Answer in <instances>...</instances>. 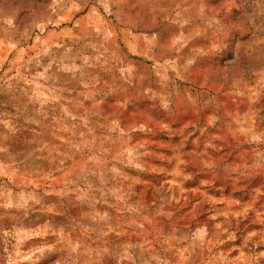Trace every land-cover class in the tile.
I'll return each mask as SVG.
<instances>
[{
	"label": "clouds",
	"instance_id": "1",
	"mask_svg": "<svg viewBox=\"0 0 264 264\" xmlns=\"http://www.w3.org/2000/svg\"><path fill=\"white\" fill-rule=\"evenodd\" d=\"M0 264H264V0H0Z\"/></svg>",
	"mask_w": 264,
	"mask_h": 264
}]
</instances>
